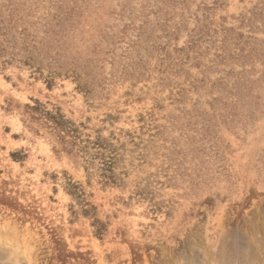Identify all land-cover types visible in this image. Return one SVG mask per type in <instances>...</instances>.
Here are the masks:
<instances>
[{"label":"rangeland","instance_id":"obj_1","mask_svg":"<svg viewBox=\"0 0 264 264\" xmlns=\"http://www.w3.org/2000/svg\"><path fill=\"white\" fill-rule=\"evenodd\" d=\"M261 208L264 0H0V264L240 258Z\"/></svg>","mask_w":264,"mask_h":264},{"label":"bare ground","instance_id":"obj_2","mask_svg":"<svg viewBox=\"0 0 264 264\" xmlns=\"http://www.w3.org/2000/svg\"><path fill=\"white\" fill-rule=\"evenodd\" d=\"M256 212H259V211H256ZM256 212H255V214H253L254 216H258L260 218L259 215L261 213L264 216V208L262 209L261 213L259 212L260 214L258 213V215H256L257 214ZM258 217H254V218H256V220H252V223L250 225V226L255 227L256 231H257L255 235H254V233L251 234L255 238V240H258L256 245H255L256 250L251 246V244L246 243L247 245L245 246V250L243 252H240V254H239L241 256L243 253V255L240 258H239V256H234V254L225 256L224 250H222L221 253H219V254H213L212 252L208 251L210 253L207 252L205 264H207V263L209 264L210 262H212L213 259L221 261V264H240V263H242V264H253L252 263L253 260H254V262H256L255 264H264V224L261 222L264 219L260 221L261 218L258 220ZM254 218L252 217V219H254ZM232 233L234 234V231H232ZM230 234H231V232H230ZM233 234H231V235L233 236ZM228 239H231V237L229 236ZM6 252H8V250H6ZM5 255H6V253L0 251V259H3L5 257ZM196 260H198V259H196ZM196 263H197V261H196ZM200 263H201V261L198 264H200ZM202 263H204V262H202Z\"/></svg>","mask_w":264,"mask_h":264}]
</instances>
